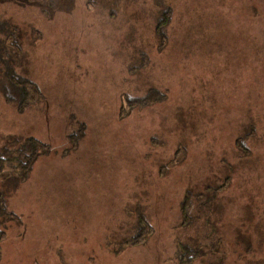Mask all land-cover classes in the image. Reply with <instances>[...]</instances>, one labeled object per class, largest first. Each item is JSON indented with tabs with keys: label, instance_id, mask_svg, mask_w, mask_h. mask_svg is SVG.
<instances>
[{
	"label": "trees",
	"instance_id": "obj_1",
	"mask_svg": "<svg viewBox=\"0 0 264 264\" xmlns=\"http://www.w3.org/2000/svg\"><path fill=\"white\" fill-rule=\"evenodd\" d=\"M161 11L155 27L162 39L159 51L167 46L163 37L172 12ZM12 14L0 17V136L9 135L0 139V264L9 258L8 264H56L54 254L66 264H79L77 257L67 258L72 246L84 251L90 264H151L153 254L141 250L149 241L154 252L170 254L166 259L173 264H257L264 248L247 246V227L238 226L241 205L248 215L264 206V150L254 152L246 144L256 138L264 145L256 116L226 148L243 154L222 160L225 145L220 150L217 141L211 145L214 138L205 137L215 133L202 122L208 108L199 92L214 85L212 80L197 75L185 80L145 48L124 50V42L102 44L99 38L93 40L97 48L72 57L67 72L64 65L41 71L31 64L37 56L43 64L48 56L38 45L40 28ZM145 31L139 34L150 48L152 38ZM52 45L55 49L60 42ZM105 65L113 75L102 72L96 78ZM165 74L171 81L163 80ZM183 83L190 98L177 91ZM188 126L202 131L193 135ZM203 141L206 157L193 158ZM252 157L255 174L246 181L245 204H240L228 192L239 187L235 174ZM218 165L229 169L225 173ZM53 208L60 217L68 213V220L61 223V235L51 230L55 245L44 246L42 215ZM15 224L20 231L9 237ZM77 228L85 235L81 243ZM9 238L19 239L31 254L4 247ZM124 250L131 252L119 255Z\"/></svg>",
	"mask_w": 264,
	"mask_h": 264
},
{
	"label": "rangeland",
	"instance_id": "obj_2",
	"mask_svg": "<svg viewBox=\"0 0 264 264\" xmlns=\"http://www.w3.org/2000/svg\"><path fill=\"white\" fill-rule=\"evenodd\" d=\"M163 6L172 12L169 14L170 21L165 27L166 36L163 37L167 46L164 50L159 51L157 48L162 39L159 40L160 29L156 31L155 27H157V19L161 16V9L165 8ZM10 10L12 11L10 12ZM13 11H15L16 16L14 15V17L17 20H24L28 24L40 28L41 40L38 45L42 52H46L48 56L46 60L44 59L43 64L40 63L41 59L37 56L36 63L31 62L33 67L41 66L39 68L41 71L53 70L57 67V71H59L64 65V71L67 72L68 64L74 61L72 57L82 53L85 48L89 49L90 47L92 50L96 46L97 41H93L95 38L102 40V44H113L116 43V40L124 42V50L134 51L137 46L135 51L145 48L154 61L163 59L166 67L171 68L172 72L185 80L197 75L204 79L207 78V82L213 81L214 85L208 83L205 86L206 89H202V93L199 92L203 97L201 100L203 106L208 108L206 117L203 120L201 117V120L207 130L215 133L209 134L208 138L205 137L208 142L214 138L211 145L217 141L219 150L223 149L225 145V151L220 155V159L231 162L233 157L239 153L243 154L242 151L238 152L237 148L231 147L228 151L226 148L234 145L235 137L248 127L251 117L256 116L259 132L264 138V0H53L52 3L45 0H36L35 2L0 0L1 18H10ZM145 28V35L152 38L150 48L143 44L139 34L140 30ZM52 39L57 40L52 42ZM58 42H60V46L54 49L52 44H58ZM8 46L4 43V48H8ZM59 55L60 59H63L60 60V63ZM22 61H27L24 60V56ZM3 67L4 63L0 60V74ZM254 67L256 68L255 72L258 71L256 75L253 72ZM102 72L113 75L111 65L101 68L97 72L96 78ZM158 77L160 78L159 75ZM162 78L170 80L167 74ZM170 78L175 80V78ZM208 85L210 86L209 92L213 93L207 92ZM188 90L183 83L179 84L177 91L188 97L192 96V94H187ZM246 97L251 99V102ZM227 102L230 104L226 106ZM226 117L229 119L228 123ZM201 120L199 119V123ZM2 123L3 119H0V124ZM188 128L193 135L202 131L198 126H188ZM6 136H0L1 141H6L3 138ZM246 144L253 146L254 149L249 145L254 152L256 147L259 149L262 147L264 150L261 140L256 141V138H253V141L248 139ZM205 146L206 141H203V145L196 146L194 154H191L192 157L204 159L206 156L201 148L205 149ZM253 162L254 158L252 157L247 160L243 168H240V171L235 174L239 177L238 180H235L239 187L231 188L228 192L230 196L236 197L240 204H245V189L249 187V183L246 181L255 174L253 169L256 164ZM221 166L225 167L224 172L226 173L229 166L218 165L217 168H221ZM6 170L10 171L11 166L8 165ZM239 198H243V200ZM80 206L77 205L78 216L82 213L79 210ZM258 207H255L252 215H248L244 214L245 206L241 205L240 223L238 224L239 228L244 230L247 227L243 241L247 246L257 249L256 251L264 248V206ZM74 212L76 210L69 214L72 215ZM45 214L48 223H46ZM45 214L42 215L45 224L41 225L45 233L43 244L44 246L55 245V237L51 235V230L55 228L58 232L62 231L61 223L68 220V213L62 214L60 217L59 211L53 208L45 211ZM53 217H56V223L52 222ZM240 217H243V220ZM49 230L50 234H47ZM19 231L20 224H15L9 232V237ZM59 234L61 235L60 232ZM74 235L76 238L79 236L78 243L85 238L84 232L79 233V228L76 233L74 232ZM66 240L64 238V242ZM149 242L141 250L145 254L147 250L153 254L151 264H173V261L170 262L166 259L170 254L159 255L158 251L154 252L151 241ZM13 245L19 252H24V255L31 254V249L23 242H19V239L9 238L4 242L6 248ZM88 246L94 255H98L91 245ZM44 252H46L45 249ZM125 252L130 253L131 251L124 250L119 255L122 256ZM67 254V258L77 257L79 264H90L84 262V251L79 248L75 251L74 246L68 247ZM57 255H53L56 264H66L64 259L57 258ZM44 258L48 259V256L44 255ZM97 258L98 256H96ZM256 259L257 264H264V254ZM111 261L118 262L115 259ZM8 263H10V258L4 261V264ZM46 263L50 264V261ZM141 264H145V260Z\"/></svg>",
	"mask_w": 264,
	"mask_h": 264
}]
</instances>
